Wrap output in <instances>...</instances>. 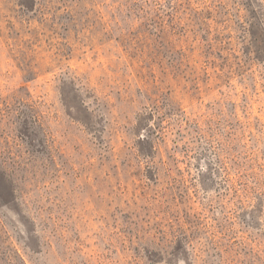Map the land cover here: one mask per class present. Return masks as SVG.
Here are the masks:
<instances>
[{"label": "rangeland", "instance_id": "obj_1", "mask_svg": "<svg viewBox=\"0 0 264 264\" xmlns=\"http://www.w3.org/2000/svg\"><path fill=\"white\" fill-rule=\"evenodd\" d=\"M0 264H264V0H0Z\"/></svg>", "mask_w": 264, "mask_h": 264}, {"label": "trees", "instance_id": "obj_2", "mask_svg": "<svg viewBox=\"0 0 264 264\" xmlns=\"http://www.w3.org/2000/svg\"><path fill=\"white\" fill-rule=\"evenodd\" d=\"M0 208L15 210L19 212L20 216L22 215L16 190L12 182L8 180L7 175L2 171L0 172Z\"/></svg>", "mask_w": 264, "mask_h": 264}]
</instances>
